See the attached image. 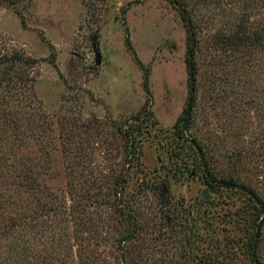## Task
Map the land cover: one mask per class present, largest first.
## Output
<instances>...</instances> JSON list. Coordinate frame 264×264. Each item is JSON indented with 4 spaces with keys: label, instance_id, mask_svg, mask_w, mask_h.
<instances>
[{
    "label": "rangeland",
    "instance_id": "374dc122",
    "mask_svg": "<svg viewBox=\"0 0 264 264\" xmlns=\"http://www.w3.org/2000/svg\"><path fill=\"white\" fill-rule=\"evenodd\" d=\"M244 1L183 0L199 45L197 101L185 135L196 139L216 177L235 175L264 196V102L249 90V84L263 89L264 84L257 79L259 71L257 76L242 72L245 67L239 62L234 63L242 67L238 73L228 74L226 68L233 64H223L225 55L212 43L219 29L232 27L240 17ZM258 2L255 20L264 17V0ZM185 50L181 10L168 0L0 2V59L15 52L35 59L33 65L18 69L23 87L13 90L14 98L7 97L12 91L8 86L1 90L0 107L24 114L30 109L27 105L39 106L41 120L53 127L54 157L41 176L47 189L60 199L68 196L72 173L67 167L72 165L66 166L61 131L79 132L83 151L107 172L111 160L121 156L115 122L128 120L145 106L156 124L151 134H143L141 166L133 170L165 180V191L176 199L188 203L200 195L204 186L192 175L198 172L196 151L174 132L188 89ZM260 55L263 62L264 54ZM74 166L73 174L80 173ZM137 188L132 177L126 191L131 194ZM30 195L20 190L6 200L0 198V205L7 201L13 211L0 209V264H87L92 246L81 238L101 236L104 229L86 232L80 225L76 233L73 224L44 215L2 231L17 214L31 215ZM153 204L144 203L152 209ZM77 236L82 237L77 241ZM261 255L264 259V239ZM236 257L235 264H248L241 252Z\"/></svg>",
    "mask_w": 264,
    "mask_h": 264
},
{
    "label": "trees",
    "instance_id": "16d2710c",
    "mask_svg": "<svg viewBox=\"0 0 264 264\" xmlns=\"http://www.w3.org/2000/svg\"><path fill=\"white\" fill-rule=\"evenodd\" d=\"M168 1L181 10L186 29L188 89L185 106L174 123V132L179 140L189 142L196 151L198 172L192 175L199 177L204 186L200 195L188 203L176 199L165 191L168 186L164 184L165 180H155L154 173L148 174L143 169L133 170L141 166L142 143L146 138L143 134H151L156 124L152 111L144 106L128 120L115 122V130L121 139L116 148L121 156L116 161L111 160L107 172L102 164L94 163V159H89L83 151L79 132L61 131L62 142L59 144L66 166L72 165L67 167L72 174L68 180V196L63 194L60 199L41 179L46 174L45 166L54 157L53 127L41 120L39 106L27 105L30 109L22 114L1 105L0 198L5 199L22 190L31 194L32 202L28 208L31 215L17 214L2 225V231L24 226L28 217L36 219L44 215L73 224L76 233L80 225L86 232L97 233L98 229H104L101 236L76 237L77 241L81 237L88 240L92 246L87 264L98 261L105 264H235L238 251L248 264H264L261 255L264 196L235 175L216 177L196 139L185 135L191 128L197 101L195 57L199 49L198 37L190 15L181 6L183 0ZM0 2L16 5L23 0ZM258 8V0H245L240 17L232 27L219 29L213 35L212 43L215 50L225 55L221 59L223 64H233L226 68L228 74L238 73V66L245 67L242 72L249 70V74L257 76L259 71L257 79L264 84V59L261 62L259 58L264 54V17L255 20ZM34 62V58L17 52L0 59V92L8 86L12 91L7 97L14 98L13 90L23 87L22 77H17L18 69ZM236 62L242 67L234 64ZM249 90L255 91V96H260L264 102L263 88L249 84ZM24 118H27L25 123ZM92 163L96 166L90 167ZM74 164L81 168L80 173L73 174ZM132 177L137 179L138 190L130 194L126 189ZM152 200L153 209L144 205ZM3 202L0 209L12 214L9 202Z\"/></svg>",
    "mask_w": 264,
    "mask_h": 264
}]
</instances>
